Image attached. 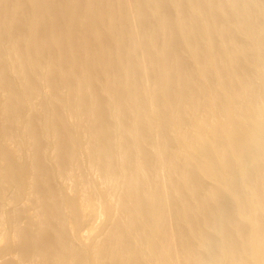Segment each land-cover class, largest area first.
<instances>
[{
	"label": "bare ground",
	"instance_id": "1",
	"mask_svg": "<svg viewBox=\"0 0 264 264\" xmlns=\"http://www.w3.org/2000/svg\"><path fill=\"white\" fill-rule=\"evenodd\" d=\"M0 264H264V0H0Z\"/></svg>",
	"mask_w": 264,
	"mask_h": 264
},
{
	"label": "rangeland",
	"instance_id": "2",
	"mask_svg": "<svg viewBox=\"0 0 264 264\" xmlns=\"http://www.w3.org/2000/svg\"><path fill=\"white\" fill-rule=\"evenodd\" d=\"M101 220H102V219L99 220V218H98V219L96 220V221H97V222H96V225H97L98 222H102ZM99 224H100V223H98V225H99ZM98 225H97V226H98Z\"/></svg>",
	"mask_w": 264,
	"mask_h": 264
}]
</instances>
